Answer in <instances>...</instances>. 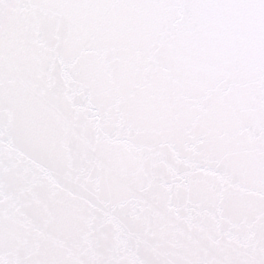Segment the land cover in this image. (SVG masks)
<instances>
[{
  "label": "snow or ice",
  "instance_id": "snow-or-ice-1",
  "mask_svg": "<svg viewBox=\"0 0 264 264\" xmlns=\"http://www.w3.org/2000/svg\"><path fill=\"white\" fill-rule=\"evenodd\" d=\"M0 264H264V0H0Z\"/></svg>",
  "mask_w": 264,
  "mask_h": 264
}]
</instances>
